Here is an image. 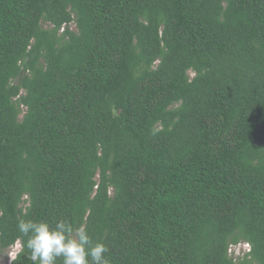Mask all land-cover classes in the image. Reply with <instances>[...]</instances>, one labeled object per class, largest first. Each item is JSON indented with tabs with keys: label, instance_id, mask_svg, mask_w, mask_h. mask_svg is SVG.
I'll list each match as a JSON object with an SVG mask.
<instances>
[{
	"label": "trees",
	"instance_id": "obj_1",
	"mask_svg": "<svg viewBox=\"0 0 264 264\" xmlns=\"http://www.w3.org/2000/svg\"><path fill=\"white\" fill-rule=\"evenodd\" d=\"M21 219L264 264V0H0L1 251Z\"/></svg>",
	"mask_w": 264,
	"mask_h": 264
},
{
	"label": "clouds",
	"instance_id": "obj_2",
	"mask_svg": "<svg viewBox=\"0 0 264 264\" xmlns=\"http://www.w3.org/2000/svg\"><path fill=\"white\" fill-rule=\"evenodd\" d=\"M17 228L27 239L23 243L19 239L16 241L9 260L25 254L27 249L31 264H57L58 259H62V264H108L105 256L107 246L93 243L86 230L74 229L63 219L55 225L43 220L21 219ZM248 249L249 246L244 251Z\"/></svg>",
	"mask_w": 264,
	"mask_h": 264
},
{
	"label": "rangeland",
	"instance_id": "obj_3",
	"mask_svg": "<svg viewBox=\"0 0 264 264\" xmlns=\"http://www.w3.org/2000/svg\"><path fill=\"white\" fill-rule=\"evenodd\" d=\"M248 244H241V245H239V246H237V247H233L232 248V252L233 253H242V252H244V250L246 249V248H248ZM14 250V246L12 247V248H10L9 250H6V251H1L0 250V264H5V263H7V262H11L12 260H9V255H10V253L12 252Z\"/></svg>",
	"mask_w": 264,
	"mask_h": 264
}]
</instances>
